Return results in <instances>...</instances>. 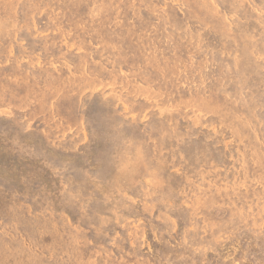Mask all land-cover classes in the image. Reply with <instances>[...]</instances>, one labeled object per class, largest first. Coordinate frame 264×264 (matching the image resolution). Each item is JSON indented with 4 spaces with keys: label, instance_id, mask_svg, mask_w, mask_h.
<instances>
[{
    "label": "rangeland",
    "instance_id": "obj_1",
    "mask_svg": "<svg viewBox=\"0 0 264 264\" xmlns=\"http://www.w3.org/2000/svg\"><path fill=\"white\" fill-rule=\"evenodd\" d=\"M0 264H264V0H0Z\"/></svg>",
    "mask_w": 264,
    "mask_h": 264
},
{
    "label": "bare ground",
    "instance_id": "obj_2",
    "mask_svg": "<svg viewBox=\"0 0 264 264\" xmlns=\"http://www.w3.org/2000/svg\"><path fill=\"white\" fill-rule=\"evenodd\" d=\"M65 1V0H64ZM66 3H68V2H66ZM213 3V2H212ZM192 4H194V2L192 3ZM67 7V6H66ZM216 8V7H215ZM139 12V11H138ZM154 12V11H153ZM141 13V12H140ZM211 15V14H210ZM236 15V14H235ZM133 23V22H132ZM165 24V23H164ZM167 24V23H166ZM231 24V23H230ZM200 25V24H199ZM239 25V24H238ZM223 26H225V25H223ZM173 27V26H172ZM177 29V28H176ZM179 30V29H178ZM247 30V29H246ZM168 32V31H167ZM244 33V32H243ZM250 34V33H249ZM204 35V34H203ZM240 35V34H239ZM247 35V34H246ZM165 37V36H164ZM242 37V36H241ZM240 37V38H241ZM245 37V36H244ZM243 37V38H244ZM225 38V37H224ZM248 38V37H247ZM247 43H248V40L246 41ZM220 46V45H219ZM218 49V48H217ZM212 52V51H211ZM172 57V56H171ZM176 58V57H175ZM181 60V59H180ZM182 61V60H181ZM191 61V60H190ZM211 61V60H210ZM197 62V61H196ZM182 63V62H181ZM192 63V62H191ZM199 63V62H198ZM211 63V62H210ZM173 64V63H172ZM197 64V63H196ZM201 64V63H200ZM247 64V63H246ZM177 66V65H176ZM191 66V65H190ZM202 66V65H201ZM182 67V66H181ZM185 68V67H184ZM183 68V69H184ZM205 68V67H204ZM191 72V71H190ZM205 72V71H204ZM203 72V73H204ZM209 72V71H208ZM210 73V72H209ZM187 74V73H186ZM205 74V73H204ZM199 75H200V73H199ZM203 75V74H202ZM188 76V75H187ZM152 77V76H151ZM183 77V76H182ZM206 77V76H205ZM180 78V77H179ZM238 79V78H237ZM161 80V79H160ZM191 80V79H190ZM205 80H206V78H205ZM189 81V80H188ZM237 81V80H236ZM138 83H140V82H138ZM159 83V82H158ZM193 83H194V81H193ZM206 83V82H205ZM121 84V83H120ZM157 84V83H156ZM189 84V83H188ZM164 86H165V84H163ZM183 85V84H182ZM194 85V84H193ZM204 85V84H203ZM202 85V86H203ZM213 85V84H212ZM133 86H135V84L133 85ZM156 86V85H155ZM168 85H166V87H167ZM199 86V85H198ZM159 87V86H158ZM189 87V86H188ZM204 87V86H203ZM179 88V87H178ZM206 88V87H205ZM135 89V88H134ZM150 89V88H149ZM154 89V88H153ZM163 90V89H162ZM182 90V89H181ZM204 90V89H203ZM153 91V90H152ZM174 91H176V90H174ZM156 92H158V91H156ZM136 93V92H135ZM169 93V92H168ZM192 93V92H191ZM160 94V93H159ZM165 94V93H164ZM43 95V94H42ZM184 95V94H183ZM186 95V94H185ZM197 95H199V94H197ZM176 96V95H175ZM205 96V95H204ZM211 96V95H210ZM151 97V96H150ZM174 97V96H173ZM208 97V96H207ZM187 98V97H186ZM193 98V97H192ZM203 98V97H202ZM205 99V98H204ZM208 99H210V98H208ZM178 100H180V99H178ZM184 100H186V99H184ZM172 101V100H171ZM221 107V106H220ZM198 108V107H197ZM220 109V108H219ZM198 110V109H197ZM221 112V111H220ZM217 113V112H216ZM127 158V157H126ZM123 162V161H122ZM131 162V161H130ZM129 163V162H128ZM124 165V164H123ZM118 166V165H117ZM119 167V166H118ZM263 167V166H262ZM117 168V167H116ZM123 169H124V167H123ZM122 169V170H123ZM115 171V170H114ZM121 171V170H120ZM118 173V172H117ZM125 173V172H124ZM126 175V174H125ZM124 180V179H123ZM116 182V181H115ZM162 240V239H161Z\"/></svg>",
    "mask_w": 264,
    "mask_h": 264
}]
</instances>
